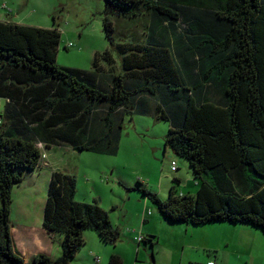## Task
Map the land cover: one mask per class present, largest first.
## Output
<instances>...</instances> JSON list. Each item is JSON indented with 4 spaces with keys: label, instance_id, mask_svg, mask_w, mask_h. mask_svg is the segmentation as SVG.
Masks as SVG:
<instances>
[{
    "label": "trees",
    "instance_id": "1",
    "mask_svg": "<svg viewBox=\"0 0 264 264\" xmlns=\"http://www.w3.org/2000/svg\"><path fill=\"white\" fill-rule=\"evenodd\" d=\"M119 26L133 29L129 39L116 40ZM102 27L109 46L81 69L56 63L58 28L0 20V264H70L87 229L117 241L106 210L76 201L75 177L53 171L42 225L62 235L61 255L25 262L12 251L11 192L42 149L116 155L135 115L168 123L164 148L194 175V193L176 177L166 198L142 190L167 222L264 233V175L249 159L264 118V0H104ZM107 264L122 259L111 253Z\"/></svg>",
    "mask_w": 264,
    "mask_h": 264
},
{
    "label": "rangeland",
    "instance_id": "2",
    "mask_svg": "<svg viewBox=\"0 0 264 264\" xmlns=\"http://www.w3.org/2000/svg\"><path fill=\"white\" fill-rule=\"evenodd\" d=\"M11 2H14L12 7L15 8L16 20L19 22L44 28H58L60 41L56 63L60 66L91 69L94 54L102 52L109 46L102 27L104 0H11ZM132 30L119 26L120 35H115L116 40L129 39V32ZM112 53L119 65L120 54L116 48H113ZM262 123V130L254 134L260 147L249 155V159L264 175V118ZM167 130L168 123L154 117L135 115L130 119L127 116L124 119L116 155L96 154L86 150L74 151L65 146L44 149L54 168L75 177L77 188L74 199L86 203L96 202L106 210L109 220L119 232L114 244H106L99 239L94 230H85L84 244L70 260V264H107L111 253L120 255L122 264H195L188 261L189 257L197 260V264H206L205 259L213 256V252L204 251L199 246L188 245L191 240L201 244L205 238L200 232L201 228L184 223L160 224L158 220V224L151 231L158 237V246L152 250L153 254L149 245L144 243L137 245L133 240L134 231L138 232L141 227V213L150 216L149 209H155L154 213L157 211L156 206L145 200L146 197L142 193L145 189L143 182L149 180V188L157 192L160 179L166 177V180H162L161 195L157 193L163 198L168 196L172 178L176 176L180 178V182L177 183L180 191L194 193L196 190L194 175L188 162L176 156L171 149L164 148ZM172 160L176 162V171L173 172L170 170ZM24 188L15 187L11 192L15 201L13 216H16L15 211L20 209L34 217L37 204L32 200L24 202L25 199L22 198ZM32 194L43 198L46 187L42 186L38 193L32 191ZM155 216L156 213L152 219ZM217 227L207 229L215 231ZM191 231L194 232L193 235ZM55 237L52 254L58 257L60 255H57ZM218 237L219 239L215 241L212 239V242L224 245V235L220 234ZM227 248L228 246L224 245L221 250ZM12 251L21 257L13 246ZM243 261L244 259L241 262Z\"/></svg>",
    "mask_w": 264,
    "mask_h": 264
},
{
    "label": "crops",
    "instance_id": "3",
    "mask_svg": "<svg viewBox=\"0 0 264 264\" xmlns=\"http://www.w3.org/2000/svg\"><path fill=\"white\" fill-rule=\"evenodd\" d=\"M2 3L6 4L9 10L1 9V21L24 24L16 20L17 14L15 15V8L12 7L14 5V2H11V0H0V4ZM2 104L3 100H0V105ZM52 147H50L49 149H51ZM65 148L70 147L65 146ZM53 171L58 170L53 167L46 154L45 159H43L41 164L38 165L35 169L26 172L22 182L13 186L12 188L13 190L15 187L24 188L25 186V193L22 196V198L25 199L24 202L31 200L35 201L38 207L34 217H30L28 215V212H24L20 209H18L19 211H15L16 216H13L15 201L12 198L11 211L9 215L10 237L14 250L21 255V258L25 262H31L34 256L41 253L56 258L57 256L52 254V246L54 245L53 237L55 236V238L57 239V245L55 244L56 251L58 253L57 255H61L60 244L62 235L59 233H49L43 228L42 225L47 187L51 173ZM176 178L180 180L178 176H176ZM166 179V177L160 179L159 189L155 193L159 192V195H161L160 193L162 192V180ZM143 183H145V189L154 192V190L150 189L148 186L149 180ZM42 186L46 187V194L43 195V198L42 196L36 197V195L32 194V191H34V193H38ZM145 200L146 202L148 201L147 198ZM154 210L155 209H149L150 216H148L144 212L141 213V227L139 228L138 232H136V230L134 231L135 234L133 236V240L136 241L137 245H140L141 243L149 245L151 253L152 250L155 249L156 246H158V237L152 234V229L156 227V225L158 224V220H160V224L161 222H163L164 224L168 223L166 219L158 212V210L155 211L156 216L152 219V216L155 214ZM148 217H150L151 219H149ZM228 224L229 225H227V222H210L203 225H197V227L201 228L200 232L202 235H204L205 240H203L201 244L195 243L193 240H191V244L189 243L188 245L193 247L199 246L204 251L213 252V256L205 259L206 264L209 260L215 261L216 264H229L230 262L231 264H264V233L258 228H255L248 224ZM212 226L218 227L215 229V231H212V229L209 231L207 227ZM191 233L192 235L194 234L193 231H191ZM220 234L224 235V245L228 246V248L225 250H221L224 246L221 243L219 245L218 243L212 242V239L213 241L219 239L218 236H220ZM138 236H142V239L140 241L136 239V237ZM144 238H150L152 243L150 244L144 242ZM215 244H217V246H215ZM243 259L244 261L242 263L241 261ZM188 261H192L193 263L197 264V260H193L190 257L188 258Z\"/></svg>",
    "mask_w": 264,
    "mask_h": 264
},
{
    "label": "built area",
    "instance_id": "4",
    "mask_svg": "<svg viewBox=\"0 0 264 264\" xmlns=\"http://www.w3.org/2000/svg\"><path fill=\"white\" fill-rule=\"evenodd\" d=\"M1 9L9 10V8H8V7L6 6V4H4V3L0 4V10H1ZM69 45H71V43H69ZM0 123H1V119H0ZM38 147L42 149V144H41V143H38ZM44 158H45V152H44V150L42 149V153H41V162L43 161ZM170 170H171V171L176 170V162H175L174 160H172L171 163H170ZM136 239H137L138 241H140V240L142 239V236H138V237H136ZM207 264H216V263H215V261H213V260H209V261L207 262Z\"/></svg>",
    "mask_w": 264,
    "mask_h": 264
},
{
    "label": "water",
    "instance_id": "5",
    "mask_svg": "<svg viewBox=\"0 0 264 264\" xmlns=\"http://www.w3.org/2000/svg\"><path fill=\"white\" fill-rule=\"evenodd\" d=\"M74 151H80L78 148H73Z\"/></svg>",
    "mask_w": 264,
    "mask_h": 264
}]
</instances>
